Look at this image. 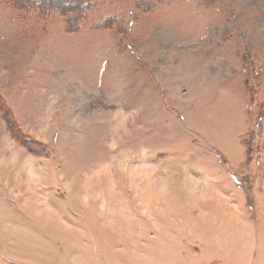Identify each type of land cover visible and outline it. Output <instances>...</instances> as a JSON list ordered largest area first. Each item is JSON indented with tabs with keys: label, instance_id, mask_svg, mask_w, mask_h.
Listing matches in <instances>:
<instances>
[{
	"label": "rangeland",
	"instance_id": "374dc122",
	"mask_svg": "<svg viewBox=\"0 0 264 264\" xmlns=\"http://www.w3.org/2000/svg\"><path fill=\"white\" fill-rule=\"evenodd\" d=\"M10 1L0 264H264V0Z\"/></svg>",
	"mask_w": 264,
	"mask_h": 264
},
{
	"label": "trees",
	"instance_id": "16d2710c",
	"mask_svg": "<svg viewBox=\"0 0 264 264\" xmlns=\"http://www.w3.org/2000/svg\"><path fill=\"white\" fill-rule=\"evenodd\" d=\"M12 3L10 0H6ZM16 5H19L25 12L45 14L48 12L56 11L64 16H70L72 14L83 15L89 10L88 0H84L78 6L76 4H60L59 0H13ZM27 6L26 8L24 6Z\"/></svg>",
	"mask_w": 264,
	"mask_h": 264
}]
</instances>
